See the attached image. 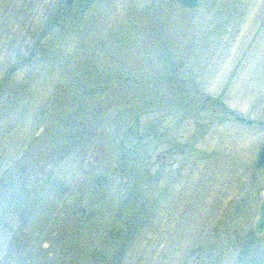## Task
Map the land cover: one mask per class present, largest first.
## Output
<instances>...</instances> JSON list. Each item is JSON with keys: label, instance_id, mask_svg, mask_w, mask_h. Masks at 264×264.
<instances>
[{"label": "rangeland", "instance_id": "1", "mask_svg": "<svg viewBox=\"0 0 264 264\" xmlns=\"http://www.w3.org/2000/svg\"><path fill=\"white\" fill-rule=\"evenodd\" d=\"M263 137L264 0H0V264H264Z\"/></svg>", "mask_w": 264, "mask_h": 264}, {"label": "water", "instance_id": "2", "mask_svg": "<svg viewBox=\"0 0 264 264\" xmlns=\"http://www.w3.org/2000/svg\"><path fill=\"white\" fill-rule=\"evenodd\" d=\"M71 0H67V2H70ZM202 0H178V2L184 6L187 7H195L197 6ZM237 119L241 121H245L246 123L250 124L252 123L251 118H245L244 116L241 115H236L235 116ZM261 122V121H260ZM257 146L254 157H253V163L256 168L260 170H264V137L263 139L259 142ZM25 166L23 164L20 165V169L24 170ZM82 191V188H77V192H72L68 194L66 198V202L70 204L75 197L78 196V193ZM72 213L76 212V209L71 210ZM69 214L68 211H59L58 216L53 218L54 222H57L58 219H61L63 221V217L65 215ZM254 230L258 233H262L264 231V192L261 196V199L258 204V210H257V215L253 223Z\"/></svg>", "mask_w": 264, "mask_h": 264}]
</instances>
